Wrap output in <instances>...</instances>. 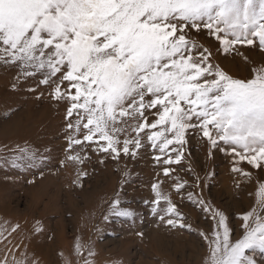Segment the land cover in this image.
Listing matches in <instances>:
<instances>
[{
	"label": "snow or ice",
	"instance_id": "1",
	"mask_svg": "<svg viewBox=\"0 0 264 264\" xmlns=\"http://www.w3.org/2000/svg\"><path fill=\"white\" fill-rule=\"evenodd\" d=\"M202 29L225 53L236 45L264 51V0H0V63L18 66L25 78L39 75L37 87L43 84L54 100L68 102L69 151L95 143L105 159H118L121 153L135 157L144 146L140 133H145L149 146L165 153L170 145L182 148L191 129L211 148L264 170V65L254 67L251 78L229 75L213 63L211 50L190 38L192 30ZM151 109L157 119L149 123ZM180 148L173 147L175 159L169 156L164 163L179 164ZM18 151L16 160L27 167L44 159L28 148ZM86 159L90 157L79 153L66 157L79 164ZM171 171L165 168L164 175ZM233 171L251 177L241 168ZM81 175L87 173H78L74 183L79 187ZM177 181L179 191L186 182ZM160 183L152 186L157 195L153 203L159 206L163 199L167 204L159 219L171 228L190 230ZM257 197V206L242 215L237 239L226 214L213 211L216 228L201 233L208 246L205 264H258L256 253L264 254V184ZM121 203L117 196L111 215L133 217ZM157 211L153 207V214ZM5 231L0 229V243L7 240ZM84 247L77 241L78 255ZM94 255L89 248L88 256ZM0 259L3 264H39L27 253L11 262L6 256ZM65 264L72 262L65 258ZM84 264L94 262L85 259Z\"/></svg>",
	"mask_w": 264,
	"mask_h": 264
},
{
	"label": "rangeland",
	"instance_id": "2",
	"mask_svg": "<svg viewBox=\"0 0 264 264\" xmlns=\"http://www.w3.org/2000/svg\"><path fill=\"white\" fill-rule=\"evenodd\" d=\"M190 38L211 50L213 63L235 78H251L252 69L264 65V51L258 47L236 45V50L225 53L206 29L192 30ZM40 79L39 75L25 78L18 66L0 63V229L7 236L0 243V258L6 256L11 262L27 253L39 264H65V258L72 264H84L85 259L94 264H205L208 246L201 233L211 234L216 228L215 210L228 217L232 238L241 237L242 215L257 206L264 170L211 148L201 133L191 129L182 148L170 145L165 153L149 146L145 133H140L144 146L135 157L121 153L118 159H105L95 143L69 151L68 102L54 100L43 84L37 87ZM155 111L146 113L149 123L157 119L151 114ZM173 147L183 151V158L179 164H165L169 156L175 159ZM21 148L43 156V161L36 167L25 166L16 160ZM77 153L90 159L83 164L66 160ZM102 159L104 163H100ZM233 167L250 172L251 177L234 172ZM165 168L172 169L167 176ZM82 172L87 175L79 177L83 185L79 187L74 181ZM177 177L186 182L179 191ZM158 182L160 191L171 197L191 225L190 230L171 228L159 219L163 214L159 210L167 204L163 199L159 206L153 203L157 195L152 186ZM117 196L121 207L135 213L133 217L111 215ZM16 225L19 228L9 235ZM77 241L85 246L80 255ZM89 248L95 253L92 257ZM256 259L264 264V254L257 252Z\"/></svg>",
	"mask_w": 264,
	"mask_h": 264
}]
</instances>
